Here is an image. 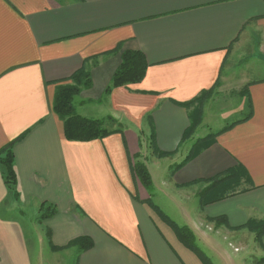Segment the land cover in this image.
<instances>
[{
	"label": "crops",
	"instance_id": "obj_1",
	"mask_svg": "<svg viewBox=\"0 0 264 264\" xmlns=\"http://www.w3.org/2000/svg\"><path fill=\"white\" fill-rule=\"evenodd\" d=\"M125 51L144 54L145 78L97 106ZM82 69L92 86L79 96L95 104L77 114L112 117L119 132L74 142L53 103ZM210 90L204 125L219 105L241 117L193 154L208 135L198 128L183 142L199 109L183 104ZM11 143L17 184L0 164V264H203L149 205L137 162L221 257V240L255 236L247 224L264 222V0H0V151ZM235 170L238 183L216 182ZM215 182L233 193L202 207ZM81 238L93 247H70Z\"/></svg>",
	"mask_w": 264,
	"mask_h": 264
},
{
	"label": "trees",
	"instance_id": "obj_2",
	"mask_svg": "<svg viewBox=\"0 0 264 264\" xmlns=\"http://www.w3.org/2000/svg\"><path fill=\"white\" fill-rule=\"evenodd\" d=\"M120 51L121 46H118L116 50L110 53L115 54L119 53ZM121 59V65L116 70L110 85L106 89L105 95L111 94L112 91L117 88L138 84L143 81L146 76L149 65L143 53L139 51H125L122 53ZM69 81L71 82V84L60 86L57 89L53 103V111L64 122L66 139L68 141L74 142H89L97 139H102L119 132L118 130L114 131L107 128V125H113L108 123H111V120L116 124L118 123L112 117L106 118L107 120H94L80 116L76 113L74 107L75 98L78 97L83 90L89 89L92 86L90 72L82 69L74 74ZM212 93L213 90H210L209 92H203L197 99L183 104V106L185 107H191L196 104L199 105L196 121L184 134L183 142L191 137L195 133L198 126L201 124L202 108L210 100ZM234 125L235 124L227 125L218 133L210 134L205 139L200 140L198 142L199 144L197 143L198 146L195 145L193 147V154L196 152V150H199V148L201 149L212 143L217 136L229 131ZM0 164L5 169V181L7 185L11 188L16 186L17 175L14 170L13 143L0 151ZM133 173L135 174V177L137 178V180H139L141 185L150 194L154 190V187L151 175L147 167L143 163L137 162L133 165ZM239 178V173L235 170L228 172L223 180H217L216 182H225L226 180L232 181L234 179H237L238 183ZM232 187H234V185ZM232 193V188H230L226 189L225 191H220L219 194L214 193L212 196H210V191L204 190L199 194L201 206L204 207L208 204L221 201L229 197ZM149 205L156 213V215H158V217L174 231L179 241L186 248L193 252L202 261L203 264H210L205 254L198 248L196 235L188 226H179L165 214H163L161 210L153 206L151 202H149ZM53 214L54 212L52 214H49L48 216H51ZM216 222L218 225L227 223L226 219L223 217L217 219ZM246 227L255 234V240L259 245H261L262 238L264 237V222L251 220ZM71 246H77L80 250H87L93 247V241L88 238H81L72 242L70 244V247ZM263 263L264 258L261 260V264Z\"/></svg>",
	"mask_w": 264,
	"mask_h": 264
},
{
	"label": "rangeland",
	"instance_id": "obj_3",
	"mask_svg": "<svg viewBox=\"0 0 264 264\" xmlns=\"http://www.w3.org/2000/svg\"><path fill=\"white\" fill-rule=\"evenodd\" d=\"M107 100L108 98L105 95L101 103L99 104L97 103L98 104L97 106L101 105L103 107H106ZM82 102H84L82 97L78 96L75 98L74 107H75L76 113L81 114V115L84 114L83 113L84 109L87 108L90 110L91 107H93L95 104V103L91 104V101H88V100L85 101L84 104H82ZM221 111L223 110L220 107V105L219 107L216 106L215 109L213 110V116H215L216 118H212L211 120H209L208 124L205 123L204 125L203 121L205 117L206 107L204 106L202 108L201 124L198 126V128H201L198 131L201 136L205 137L206 135L216 134L218 131L224 128L228 123L231 124L233 121H235L236 119H240L241 117L240 115H237V116H234V118H228L229 114L221 116ZM100 113L101 112H98V115H100ZM101 115H105V114H101ZM116 121L118 122V120ZM108 123L113 124L111 126L107 125V128L109 130H111L112 127H115L118 124V123L116 124L112 122V120H111V123L110 122ZM198 144H194L193 147L195 145L198 146ZM155 177L157 180L160 179V174H159V178L157 176ZM216 184L218 183H214L213 185L207 187L204 190L210 191V196H212L214 193L219 194L220 190L216 188ZM204 190H202L201 192H203ZM150 195L151 197H153L151 201L153 206L161 210L162 213L165 214L168 218L173 219L172 221H174L179 226L186 225V222L183 219L182 214L180 212L179 204H177L174 200L166 197L160 190L156 191V193H155V190H153L150 193ZM177 199L181 201L180 200L181 198H177ZM198 199H199L198 197H191L192 203H196L197 206H199ZM36 234L37 236L36 237L33 236L32 241H33V244H36L35 248L39 249L40 242L43 240L45 241L46 238L45 237L40 238L41 234L39 233V231H36ZM254 237L255 236L250 235L248 231H244L240 234V238H235V237L230 236L228 238L229 239L228 242L221 240V245L223 246L225 250V252L222 253L221 257L218 254H215L214 251H212L211 249L206 248L204 245H200V244H197V245H198V248L201 249V251H203V253L205 254L210 264H234V263L235 264H261V260L264 258V251L261 250L262 248L260 247L257 241L254 242ZM46 248L47 247L45 246L44 247L45 250H42L43 256H45L47 253ZM76 256L73 258H76ZM41 264H43V262H41Z\"/></svg>",
	"mask_w": 264,
	"mask_h": 264
}]
</instances>
